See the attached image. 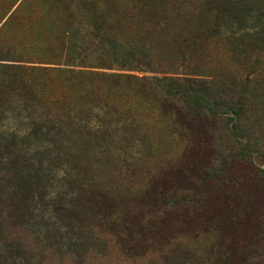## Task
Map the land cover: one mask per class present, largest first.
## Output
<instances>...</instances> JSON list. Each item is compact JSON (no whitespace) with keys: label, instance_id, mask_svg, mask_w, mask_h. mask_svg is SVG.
<instances>
[{"label":"rangeland","instance_id":"1","mask_svg":"<svg viewBox=\"0 0 264 264\" xmlns=\"http://www.w3.org/2000/svg\"><path fill=\"white\" fill-rule=\"evenodd\" d=\"M226 1L0 0L15 100L60 117L18 144L56 161L26 220L27 245H55L42 264H264V97L194 86L196 109L149 81L264 78V0Z\"/></svg>","mask_w":264,"mask_h":264},{"label":"trees","instance_id":"2","mask_svg":"<svg viewBox=\"0 0 264 264\" xmlns=\"http://www.w3.org/2000/svg\"><path fill=\"white\" fill-rule=\"evenodd\" d=\"M228 1L229 4H236L234 2L235 0ZM230 7L231 6L228 5L217 7V9L214 10L216 17H214L213 23H217L223 16H227ZM144 16L148 19V22L158 18L156 15L152 17L148 12ZM163 21L166 22L167 20L164 18ZM135 55H137V50L133 49V51L128 54V57L134 58ZM139 57L146 59L147 55L141 54ZM1 66L2 65H0V122L2 121V116L11 113L16 114L21 120L27 121V124L25 125V130L22 131L12 132L6 130L2 132L0 130V261H2L3 264L7 262L11 264H42L41 259H46L45 255H49L55 245L49 240L50 237L47 235L48 231L44 232L45 235L42 236L43 239L35 242L34 247L27 245V240L32 234L30 233L29 225H27L26 220L32 217L30 212L28 213L30 208L29 203H32L33 200L30 194L34 191L35 195L40 198L42 196V190L40 189L49 187L47 185L43 186L45 182L50 181L51 177L48 171L43 170V165L51 166L52 163L56 161L48 156V153H46V160H44L42 158L44 156H42L40 152L41 150L36 152V150L28 148L20 151L18 150V144L20 145L24 140H28L27 137L31 138V131H34L36 126L38 127L42 124L45 128V126L51 125L60 117L50 113L46 115L38 113L39 107L28 91L27 93H23V96L19 97L20 100L17 98L18 100L16 101L13 94L14 89L12 85H10V80L14 78V69H7ZM86 76H90V74ZM95 78H101V80L103 78L106 80H126L127 82L147 81L146 78L137 79L134 77L115 78L110 76H95ZM149 81L151 83L155 82V85L158 84L156 86L164 84L165 88L171 90V97H173V99H187L189 104L193 103L192 105L196 109H198L199 106L197 105L198 102L195 100L196 98H194L197 92L194 86H202L207 92H217L223 95V97L229 98L237 96L242 102H246V104L259 101L264 97V78H259V80H255L253 83H251V81L229 83L223 80L201 82L198 80H179L177 78L151 79ZM58 105L57 103L53 104L55 109ZM15 106L18 107L16 108ZM59 109L63 110V107ZM58 112L61 111H57V113ZM212 117L214 118V116ZM238 121L239 117L236 116L235 122L237 123ZM22 132H29V134L21 136L20 133ZM43 143L52 145L51 142L47 140H44ZM13 157L14 160L11 161ZM17 165H20L23 170H18L15 167ZM37 190L40 191V194H38ZM45 198H47V195H45ZM55 199L56 198H52L49 200L48 207L53 208ZM69 204H71V202H69ZM54 213L56 214V211L52 214L55 215ZM52 218H49V220H53ZM66 254H69V252ZM35 255L38 256L35 257Z\"/></svg>","mask_w":264,"mask_h":264}]
</instances>
